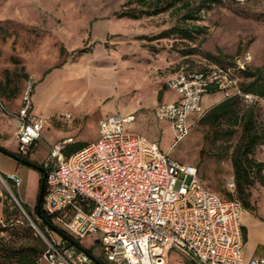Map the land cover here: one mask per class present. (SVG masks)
I'll list each match as a JSON object with an SVG mask.
<instances>
[{"label": "rangeland", "instance_id": "1", "mask_svg": "<svg viewBox=\"0 0 264 264\" xmlns=\"http://www.w3.org/2000/svg\"><path fill=\"white\" fill-rule=\"evenodd\" d=\"M153 4L140 0H0V100L15 111L32 87L35 113L48 116L51 124L27 156L41 168L45 161L54 160L50 151L56 129L71 132L73 142H78L64 150L69 157L83 142L99 138L101 118L129 113L135 116L131 131L156 142L178 162L196 166L207 187L229 198L227 181L235 177L232 157L242 142V126L235 127L230 139L216 140L211 127L200 122L206 108L226 97L219 98L220 92L206 95L203 111L189 116L190 132L178 142L171 122L158 119L155 108L159 102L180 99L165 88L180 72L210 63L230 65L235 57L250 53L248 68L264 74V0H212L196 13L197 19L187 20L182 2L155 14ZM127 11L137 17H119ZM179 26L200 27L202 32L186 39L175 29ZM58 75L69 79L60 80ZM249 81L241 77L242 86ZM247 108L254 110L258 129L263 128L264 100L256 96L251 103L243 101V111ZM3 117L0 110V126ZM252 156L263 163L264 175V140ZM27 169L24 166L21 172L23 178ZM33 170L40 175V169ZM3 187L0 264H16L14 251L36 248L40 242L46 249L47 240H59V235L43 227L35 212L38 198L24 192L25 183L17 192L10 183ZM249 191L252 208L244 210L264 217V186L256 182ZM233 196L238 198L236 193ZM99 240L97 234L80 243L103 263L112 264ZM169 258V264H192L177 250Z\"/></svg>", "mask_w": 264, "mask_h": 264}, {"label": "built area", "instance_id": "2", "mask_svg": "<svg viewBox=\"0 0 264 264\" xmlns=\"http://www.w3.org/2000/svg\"><path fill=\"white\" fill-rule=\"evenodd\" d=\"M251 62L250 53H244L230 65L210 63L169 80V88L180 99L160 103L155 115L171 122L175 142L189 134V116L203 111V97L209 92L222 91L226 98L253 102L256 96L242 90L240 76ZM31 92L30 86L15 114L23 157L41 139L45 122L31 112ZM134 121L131 114L102 119L99 138L69 157L64 150L73 139L51 148L54 160L44 163V209L53 223L79 243L99 234L106 260L112 264H169L172 250L187 255L194 264H264V252L247 262L244 259L242 201L207 189L196 166L178 162L157 143L131 131ZM8 180L21 184L16 174L2 178L7 186ZM227 186L235 195L234 177ZM100 261L60 236L47 240L39 259L44 264H105Z\"/></svg>", "mask_w": 264, "mask_h": 264}, {"label": "trees", "instance_id": "3", "mask_svg": "<svg viewBox=\"0 0 264 264\" xmlns=\"http://www.w3.org/2000/svg\"><path fill=\"white\" fill-rule=\"evenodd\" d=\"M146 4L153 2L154 13L167 10L168 8L174 7L178 3L182 2L186 7V13L183 15V19H197L196 13L202 10L207 2L212 0H199L196 4H193L189 0H140ZM132 17L136 18L137 15L132 11L123 12L119 17ZM178 33L186 39L195 38V34L201 33L200 27H175ZM232 64V62L230 63ZM240 76L244 79H249L250 81L242 86V90L245 93L254 94L264 100V74L261 70L257 69L252 71L250 68L246 67L240 72ZM200 122L208 124L212 132L216 136V140H228L235 133V127L241 125L243 130L242 142L237 146L234 151L232 161L235 172L236 190L235 193L238 194V198L242 201L245 208H252L250 204V191L249 188L252 187L256 182H260L264 186V175L262 173L263 163L256 161L253 158L254 151L260 141L264 140V127L258 129L255 120L254 110L247 108L243 111V101L240 97L234 96L229 97L220 102L219 104L208 110L205 115L200 119ZM226 126V127H225ZM78 144V143H76ZM85 145H81V148ZM18 161L23 162L28 160L27 157L19 156L14 154ZM45 168L40 169V188L38 192V199L41 189L42 179L45 177ZM229 198L233 197L231 192H227ZM45 197V196H44ZM44 197L40 202V210H38V199L37 205L35 207V212L37 216L41 219V223L44 228H47L46 221L53 222L52 217L48 215L44 209ZM23 206L28 209V205L23 204ZM45 218V220L43 219ZM40 241V239H39ZM4 252L8 249H3ZM45 248L42 247L41 242L39 245L34 247L23 248L20 251H14V257L16 258V264H38L39 259L45 252ZM12 258V256H10Z\"/></svg>", "mask_w": 264, "mask_h": 264}, {"label": "crops", "instance_id": "4", "mask_svg": "<svg viewBox=\"0 0 264 264\" xmlns=\"http://www.w3.org/2000/svg\"><path fill=\"white\" fill-rule=\"evenodd\" d=\"M175 76H173V77H175ZM56 78L63 80L65 78L69 79V76L68 75H58V76H56ZM55 83L57 84V82H55ZM57 85H59V84H57ZM166 87L169 88L168 84L165 86V88ZM218 92L222 93V95H220L219 98H225V95L222 91H211L206 95H209L211 93H218ZM204 97H203V100H204ZM160 103H166V102H159L157 105H159ZM22 104H23V100L21 101L20 106L18 107L17 110L11 111L0 100V110L4 116L3 118L5 119L4 120L5 122H3V124L0 126V199L4 196V192H5L4 187H3L2 178L5 179L8 174H16L21 179V184L19 186L14 185L13 182L10 180L7 181V183H10L13 187L16 188V192L19 191L18 188L22 187V184L25 183L26 188H25L24 192L26 194L29 193V195L33 196L34 199L36 196L38 197V192H39V188H40V175L36 171L33 170L34 167L23 164V162L18 161L16 157H13L12 155L9 154V153H12V154H18L19 156H21L19 154V141L17 140V137H16V117H15V114L19 111ZM155 110H156V108H155ZM208 110H210L209 107L206 108V111H208ZM31 112L34 115H40L44 118L45 122H44V125L42 128V136H43V130L45 129V126L48 125L47 128L51 127V124L47 122L50 118L48 116L46 117V116H43L42 114L35 113L34 107H33V100H32ZM128 114H125V115H128ZM102 119H104V118H101V120ZM70 120L74 121L75 118L70 119ZM70 124H72V122H70ZM98 126H99V124H98ZM47 132H49V131L47 130ZM55 132L58 135L54 138L56 141L54 145L58 144L59 142L68 140V139H73L72 134L69 131L64 132V131H59L56 129ZM14 140H16V146H13ZM90 142H92V141H90ZM90 142H83V143L88 144ZM76 143H78V142L68 143L66 145L65 149L68 148L69 146L73 145V144H76ZM80 143H82V142H80ZM28 160H29V158H28ZM33 163H35V162H33ZM24 166L28 167V169L26 171L27 172L26 178H23L21 176V172H22ZM231 177H234V176H231ZM205 187L207 189L211 190L206 185H205ZM228 190H229V188H228ZM212 192H214V191H212ZM229 192H231V191L229 190ZM223 198H225V197H223ZM241 223H242V229H243V234H244L243 255H244L245 261L247 262L253 257H257V256L262 255L264 252V217L259 216V214L257 212H253L251 210H248V211L244 210L242 213V216H241ZM191 263L194 264L192 261H191ZM38 264H44V263L39 262Z\"/></svg>", "mask_w": 264, "mask_h": 264}, {"label": "water", "instance_id": "5", "mask_svg": "<svg viewBox=\"0 0 264 264\" xmlns=\"http://www.w3.org/2000/svg\"><path fill=\"white\" fill-rule=\"evenodd\" d=\"M10 155H12L13 157H16L14 154L9 153ZM24 163L26 165H29L31 167L34 168H38L41 169V167L39 165H37L36 163H33L29 160H24ZM46 193V178L44 177L42 179V183H41V189H40V194H39V199H38V210H40V202L42 200V198L45 196ZM45 220V218H43ZM46 224L47 226L52 229L54 232H56L63 240L69 242L70 244L76 246L78 249L82 250L83 252L87 253L95 262L97 263H101V261L95 256L93 255L88 249H86L83 245H81L76 239H74L71 235H69L66 231H64L63 229H61L60 227H58L57 225H55L53 222H48L47 220Z\"/></svg>", "mask_w": 264, "mask_h": 264}]
</instances>
